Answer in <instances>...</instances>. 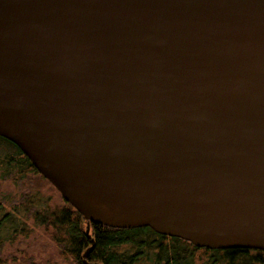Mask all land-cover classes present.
<instances>
[{
  "label": "water",
  "instance_id": "water-1",
  "mask_svg": "<svg viewBox=\"0 0 264 264\" xmlns=\"http://www.w3.org/2000/svg\"><path fill=\"white\" fill-rule=\"evenodd\" d=\"M6 1L11 15L13 0ZM16 1L19 9L14 16L22 23L30 19L18 16L23 3L31 5L32 0ZM177 13L180 20L189 19L191 29L183 27L187 38L177 43V62L169 64L174 85L166 92L173 94L170 97L178 101L181 111L193 110L197 125L204 123L218 131L227 143L239 136L233 161L211 155H195L189 161H145L147 173L155 176H146L148 186L131 184L115 171L93 174L80 161L60 162L49 149L52 131L69 141L76 133L78 144L84 145H88V132L89 142L95 143L97 134L91 131L103 100L93 94L97 86L82 78L77 66L75 73L74 66L58 63L60 52L53 51V40L48 57L32 46L24 50L22 43L0 50V86L4 88L0 89V136L14 143L82 215L87 234L91 223L149 226L196 247L264 251V0H203L193 8L177 7ZM17 31L22 29L7 35ZM145 44L143 36L121 29L111 44L109 71L119 76L144 65ZM153 53L160 55L161 47L156 46ZM158 61L156 57L150 65ZM119 81L124 79L107 75L101 80L115 92V103L122 105L125 115L144 108L145 93L120 86ZM18 84L34 86L33 99L42 98L53 115L60 113L65 120L56 116L55 123H48L36 105L15 101L11 94L19 91ZM74 86L80 88L83 102L71 90ZM93 246L90 237L84 261Z\"/></svg>",
  "mask_w": 264,
  "mask_h": 264
},
{
  "label": "trees",
  "instance_id": "trees-1",
  "mask_svg": "<svg viewBox=\"0 0 264 264\" xmlns=\"http://www.w3.org/2000/svg\"><path fill=\"white\" fill-rule=\"evenodd\" d=\"M198 1L203 0H53V23L67 36L66 46L53 40V51L60 52L58 63L74 66L75 73L77 66L81 77L97 86L93 94L103 100L91 131L93 136L94 132L97 134V141L89 142L87 132L88 145L78 147H85L88 160L79 158L71 148L62 156L64 161H100L104 157L106 161H189L195 155L233 161L239 136L227 143L218 131L204 123L197 125L193 110L181 111L176 106L178 101L170 97L173 94L166 92L167 87L174 85L169 64H176L177 43L187 38L185 29L190 28L188 18L179 19L177 7L193 8ZM23 5L22 12L26 14L27 3ZM40 14L37 12V16ZM121 29L143 36L147 58L144 65L133 66L132 72L115 76L111 68L109 71L111 44ZM30 46L25 44L23 49ZM156 46L162 49L160 55L153 53ZM156 57L159 61L150 65ZM107 75L123 78L120 86L144 92L146 106L126 116L122 105L115 103V92L101 82ZM13 76L19 74L13 72ZM84 88L88 95V87ZM18 89V100L36 105L48 123H55L56 116L65 120L60 113L53 115L42 98L33 99L34 86L18 84ZM71 90L83 102L80 88L74 86ZM89 103H93L92 98ZM224 147L228 153L222 152ZM32 175L45 180L14 143L0 136V182L8 181L16 189L0 200V248L19 235H27V220L31 219L32 226L42 227L69 264H264L263 250L196 247L187 240L157 233L149 226L123 228L91 223L87 234L82 215L65 200L55 202L53 194L31 187L28 183ZM90 237L94 246L84 261L83 252L90 245Z\"/></svg>",
  "mask_w": 264,
  "mask_h": 264
},
{
  "label": "rangeland",
  "instance_id": "rangeland-1",
  "mask_svg": "<svg viewBox=\"0 0 264 264\" xmlns=\"http://www.w3.org/2000/svg\"><path fill=\"white\" fill-rule=\"evenodd\" d=\"M52 0L38 2L32 0L31 5H25L26 9H29L26 14L24 12L19 13L24 15V18H30L21 23V21L14 15L19 9V3L13 0L11 4V10L13 13H8V2L6 0H0V50L18 46L20 43L29 44L37 50L39 53H44L50 56V52H47L52 40L61 41L63 46H66V37L64 33L56 28L53 23L50 10H52ZM37 12H41L37 16ZM18 15V16H20ZM50 15H52L50 17ZM21 23V24H20ZM20 26V27H19ZM18 28L22 31H17L13 36L7 34H13ZM14 93V92H13ZM15 101H18V93L11 94ZM56 130L50 134L51 144L49 149L52 154L63 161L62 156L66 150L75 149L79 158L88 160V155L85 153V147H79L77 134H73V140L69 141V138L64 134L57 135ZM56 136V137H55ZM79 140V139H78ZM67 162V161H66ZM82 164L87 165L90 172L108 173L109 171H115L117 174L127 180L131 184H138V186H148L150 180L146 179V176L155 177L146 171L144 165L145 161H80ZM29 185L35 189H41L43 192L53 194L55 202H59L63 199L59 196V192L54 191L53 186L45 179L39 178V175H32ZM15 187L8 181L0 182V200H3V195H11L15 192ZM30 228V232L25 235H19L13 242H7L0 248V264H69L59 254L56 245L50 240V238L43 232L42 227H34L31 224V219L27 220Z\"/></svg>",
  "mask_w": 264,
  "mask_h": 264
}]
</instances>
